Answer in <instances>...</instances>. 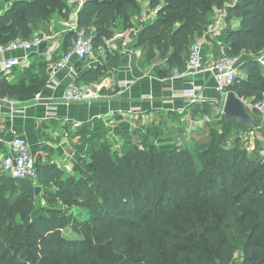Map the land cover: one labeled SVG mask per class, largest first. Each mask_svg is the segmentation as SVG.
<instances>
[{"label": "trees", "instance_id": "16d2710c", "mask_svg": "<svg viewBox=\"0 0 264 264\" xmlns=\"http://www.w3.org/2000/svg\"><path fill=\"white\" fill-rule=\"evenodd\" d=\"M145 1L143 14L138 0H86L77 28L90 33L96 50L113 31H128L138 21L133 47L172 73L184 69L188 49L215 10L224 11L226 21L238 20L226 35L224 55L240 57L242 73L223 91L263 98L264 0ZM150 10L154 15L145 18ZM53 12L67 19L66 0H0V45L48 34ZM117 62L106 52V63L76 83L92 84ZM219 123L216 133L194 132L195 152L158 148L154 127V139L147 130L124 140L118 152L108 142H91L88 157L71 173L38 157L34 181L15 182L0 169V264H231L237 251L240 264H264V158L257 141L249 151L247 137L234 131L256 127L224 114ZM41 199L48 205L38 204Z\"/></svg>", "mask_w": 264, "mask_h": 264}, {"label": "crops", "instance_id": "0c3cea01", "mask_svg": "<svg viewBox=\"0 0 264 264\" xmlns=\"http://www.w3.org/2000/svg\"><path fill=\"white\" fill-rule=\"evenodd\" d=\"M215 14L216 10L213 16ZM237 26L236 18L224 19L219 28L212 32L206 30L195 40L201 43L202 61L200 71L192 77L173 78L171 71H161L160 63L147 62L140 48L133 47L139 24L128 31H113L102 47L104 53L95 52L86 60L73 59L59 71L57 83L50 85L46 64L45 68L40 64L59 59L73 39V28L62 21L58 29L43 33L47 40L41 52L37 48L27 53L17 51L0 55V85L3 88L0 92V137L9 140L14 134L23 136L34 159L38 157L59 166L61 162L76 163L82 159V153H87L93 139L118 143L121 137L132 140L137 134H146L147 130L151 136L154 127L159 128L171 119L174 124L181 123L188 112L194 115L190 120L197 121L203 115L200 114L203 105L205 108L209 105L217 107L224 97V92L217 90L208 68L224 55L226 35ZM123 41L126 46L122 45ZM106 52L117 55L119 62L108 65L91 84L99 98L90 104L66 103L63 96L67 86L79 81L90 68L104 65ZM10 56L19 58L18 66H5V59ZM238 73L242 72L238 70ZM191 80L200 86V99L194 103L187 96H181ZM5 88L11 89L3 92ZM36 94L39 99H35ZM252 111L255 115L254 108ZM76 121L81 125L74 127L72 124ZM154 140L158 141V138ZM0 147L6 149L5 156L8 148L3 143ZM77 149L79 151L75 152Z\"/></svg>", "mask_w": 264, "mask_h": 264}, {"label": "built area", "instance_id": "2783aa9c", "mask_svg": "<svg viewBox=\"0 0 264 264\" xmlns=\"http://www.w3.org/2000/svg\"><path fill=\"white\" fill-rule=\"evenodd\" d=\"M234 2L235 0L232 3ZM212 19L211 25L207 29L209 32L222 25L225 19L224 11L217 10ZM71 28H73L75 36L71 40L69 49L59 59L47 61L46 63L47 82L50 85L57 83V74L67 67L73 59L86 60L92 58L95 52L99 54L104 53V48L102 47H98L96 50L93 49L90 33H87L83 29H78L77 25L71 26ZM45 40H47V37L43 33H36L28 40L17 38L7 44L0 45V55H8L17 51H23L24 53L31 52L37 49ZM126 44V41L122 42L123 46H126ZM258 60H261V58H258ZM201 61V43L194 42L186 53L184 69L181 71L177 68L173 69L171 73L172 77L188 78L194 76L200 71ZM240 61V57L222 55L211 63L208 70L212 74L218 91H223L225 86L232 83L238 72ZM4 63L7 67H16L19 65V58L15 56L6 57ZM199 90L200 86L191 80L189 86L182 90L181 96H187L194 103L200 99L198 95ZM98 98L99 95L94 86L91 84H77L76 82L67 86L63 96L66 103L90 104ZM35 99H39L38 94L35 95ZM253 108L260 115L264 114V96L261 100L257 101ZM72 125L78 127L81 124L76 121ZM0 143H3L8 148V153L0 161L1 171L15 182L24 179L34 181L36 178L35 159L30 152L26 138L14 134L9 140H3L0 137Z\"/></svg>", "mask_w": 264, "mask_h": 264}, {"label": "rangeland", "instance_id": "374dc122", "mask_svg": "<svg viewBox=\"0 0 264 264\" xmlns=\"http://www.w3.org/2000/svg\"><path fill=\"white\" fill-rule=\"evenodd\" d=\"M50 2H52L53 0H49ZM86 0H66V4L68 6V18L67 19H63L61 16H58L56 12H53L51 17H50V22H49V30H53V29H58L60 27V23L62 21L68 22V24L71 26L77 25V14L79 12V10L83 7V4L85 3ZM140 1L141 4V8L143 9V14L145 9L147 8V1L145 0H138ZM234 0H229L230 3H232ZM2 5V4H1ZM48 6V5H47ZM48 9V8H47ZM154 10H150L148 12V14H146L145 18H149L152 17L154 15ZM142 14V17H143ZM139 22L137 21L135 26H139ZM134 26V27H135ZM247 55V54H246ZM224 94H226L225 91ZM223 94V99L220 103V105H218L217 107H212L209 105L207 106V113H205V105H203L201 107V111L200 114L203 113L202 116H199V119H197V121H191L190 118L193 117L194 115L190 114V112L187 113L186 117H184L182 119L181 123H177L174 124L173 120H166L167 122L164 123L163 125H161L159 127L160 129V134L158 136H163L164 139H159L158 137V141L154 140L155 145H157L158 148L161 149H170L172 147V145L177 144L179 147L181 148H187L190 151L195 152V150L197 149V145L193 143V134H195V131H198L197 129H202L203 127H206V132L212 131L214 133H216V130L219 129L220 127V120H221V115H222V108H223V103H224V98L225 95ZM241 99V98H240ZM243 101V104L245 106V109L247 112H253V106L257 103V101H254L252 98H247V99H241ZM252 114V113H251ZM199 115V114H198ZM197 115V116H198ZM252 117L255 118V120L258 122V126H256V128L254 129H248V128H243V127H234V131L235 134H239L241 136H246L248 139V149L249 151L253 149L254 147V143H256V141L258 142V145L260 147V153L264 158V114L262 115H258V112H255V115L253 113ZM178 125V127H177ZM246 129V133H243L244 130ZM248 129V131H247ZM140 133V132H139ZM142 134V133H141ZM135 135V134H134ZM153 136V134H152ZM151 136L152 139H154ZM195 136V135H194ZM89 137V136H88ZM139 137V135H135L134 139ZM90 139V138H89ZM97 140V139H96ZM245 140V138H244ZM87 141V140H86ZM90 141V140H89ZM95 141L94 139L91 141L93 142ZM90 142V143H91ZM107 142V141H105ZM83 142H81L82 144ZM89 143V142H88ZM87 143V144H88ZM108 143L111 144L113 146V148L118 152L121 149V146L124 145V138L121 137L120 140L118 141V143L113 142L108 140ZM87 145H85L86 147ZM91 151V145L89 144L88 146V151ZM79 150L77 149L75 152H78ZM88 151L86 154H84V152L82 153V157L87 158L88 157ZM6 149L0 147V161L2 156L5 154ZM60 167L62 169L65 170L66 173H71L73 170V167L75 165V163L73 161H69L67 162H61L59 163ZM42 195V192L40 193V196ZM38 204L47 206L48 204H46L45 201H43L42 199L38 202ZM72 211L77 212L78 208H76L75 206H72ZM70 208V209H71ZM228 231L229 233H233L234 230L229 229L228 227ZM73 232H71L68 228H66L63 231V234L67 237H69V235H71ZM240 253L239 251L236 252L235 258L233 259L231 264H240Z\"/></svg>", "mask_w": 264, "mask_h": 264}, {"label": "water", "instance_id": "95a60500", "mask_svg": "<svg viewBox=\"0 0 264 264\" xmlns=\"http://www.w3.org/2000/svg\"><path fill=\"white\" fill-rule=\"evenodd\" d=\"M46 43L42 42L38 46L39 52L45 48ZM2 104V101H0ZM9 106V104H6ZM11 106V105H10ZM222 114L231 118V120L237 125H243L248 127H256L257 125L246 111L243 101L236 96L233 92H227L225 94ZM39 191V187L35 188V193Z\"/></svg>", "mask_w": 264, "mask_h": 264}]
</instances>
